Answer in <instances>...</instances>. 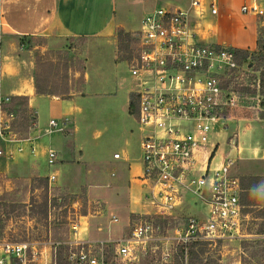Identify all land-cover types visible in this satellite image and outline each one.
I'll return each instance as SVG.
<instances>
[{"label": "built area", "instance_id": "built-area-1", "mask_svg": "<svg viewBox=\"0 0 264 264\" xmlns=\"http://www.w3.org/2000/svg\"><path fill=\"white\" fill-rule=\"evenodd\" d=\"M206 1L190 0L186 9L156 7L144 15L134 33L137 51L131 72L139 88L135 94L140 177L146 187L143 199L152 212L140 214L139 222L116 239H88L76 219L71 220L67 240L0 239V264H141L150 253L158 255L160 264H190L192 243L216 245L253 236L248 231L250 213H245L241 200V180L232 171L233 160L218 156L219 142L212 140L214 134L227 132L236 112L246 106L242 93L228 83L237 70L250 71V67L240 65L238 48L229 42L203 41L196 17ZM208 3L211 13L217 14V0ZM263 4L264 0H250L241 5V11L261 16ZM12 98L0 99V157L11 159L27 151L35 156L40 151L36 141L42 135L65 127L52 118L42 135H22L13 128ZM46 156L47 164L55 167L58 151L48 147ZM120 157V152L114 154ZM48 178L54 181L56 172ZM187 195L203 206L205 216H188L184 227L172 236L155 219L177 218ZM113 219L119 220L116 215ZM179 245H184L185 256L176 263Z\"/></svg>", "mask_w": 264, "mask_h": 264}, {"label": "rangeland", "instance_id": "rangeland-1", "mask_svg": "<svg viewBox=\"0 0 264 264\" xmlns=\"http://www.w3.org/2000/svg\"><path fill=\"white\" fill-rule=\"evenodd\" d=\"M208 1L200 15L196 17V27L203 41L206 43L229 42L237 48L252 51L251 48L257 42L264 15L257 16L242 12L241 2L238 1L233 9L234 23L231 30L228 33L218 32L217 16L211 13ZM189 2L190 0H116V20L124 21L127 24L126 29H129L124 30L131 34L125 41L127 47L120 52L123 59H117V51H115V42L117 49L120 43L118 29L114 35L115 42L113 39H95L87 47L88 42L85 39H69L61 50L57 49L59 47L35 50L37 68L35 74L38 75L39 81L49 80L51 88H56L55 90L72 87L75 91L81 88L87 59V81L83 89L84 94H81L77 100L83 111L75 116L74 125L78 127L75 137L65 135V132H69L68 129L73 127H69V121L68 124L65 123L69 117L60 115L59 110L50 113L48 108L38 104L40 120L46 122L44 132L49 129L51 115L65 127L63 131L55 130L48 135L52 139L51 146L60 149L63 144L64 146L67 143L73 145L74 142L80 144L83 140L85 155L81 162L74 163L69 170L67 168L66 170L63 169L66 165H63L65 160L62 151L60 160L63 159V161H60L58 165L61 176L57 175V178L51 182L48 174L53 172L55 167H51L53 169L50 170L45 161L32 160V158L26 161L24 154L11 159L0 157V239L67 240L71 234L72 219L82 224L81 228L86 227L85 237L100 238L107 236L109 230L116 226L126 224L129 217L126 234L139 222L140 214L152 212L150 204L142 200L139 195V188L143 189V185L132 184L130 187L128 184L118 183V176L111 175L114 169L111 164L102 167L105 182L88 187L80 185L90 165L112 157L116 151L121 153L126 147L125 139L129 137L130 132L133 130L138 133L139 131L136 115L129 111V103L130 96L139 89L133 81L131 63L137 51L134 33L140 29L142 18L156 7L172 6L186 9ZM39 43L43 44V40L41 39ZM262 99V96L246 99V106L236 112L238 123L233 124L227 132L214 134L212 139L215 143L219 142L220 154L233 159L232 171L235 175L264 171V161L259 156L245 159L243 154H238L237 149L234 148L235 144L230 145L231 139L236 136V133L238 134V131L239 144L244 147L246 155L249 148L254 149L255 144L264 143V128L262 136L261 130L255 126L248 132L245 131V123L261 120ZM249 105L254 107H248ZM22 109L24 110L25 106H22ZM228 136H230L229 140ZM135 137L140 139L136 133ZM135 152L137 157H141L138 145ZM78 154L75 155L79 156ZM66 180L73 186H66L64 182ZM133 192L137 196L136 199L140 197L135 204L130 197ZM46 203L47 212H45ZM132 210L139 213L130 215ZM83 214L91 215L85 218L86 216H81ZM92 215L97 216L92 217ZM114 215L118 217V221H114ZM188 216H205L203 206L194 203V197L191 195H187L185 205L177 212V218L168 222L169 228L163 229L161 224L156 222L161 219H155V222L163 231L176 236V231L184 227ZM256 228L257 226L253 225V231ZM243 250L247 251L245 247H242L241 240L220 241L216 245L207 246V251L203 255L204 260L198 264H205V262L206 264H246L247 254ZM62 253L64 256V248ZM149 255L142 257L141 264L150 263L152 256L149 257ZM156 258L158 259V255Z\"/></svg>", "mask_w": 264, "mask_h": 264}, {"label": "crops", "instance_id": "crops-1", "mask_svg": "<svg viewBox=\"0 0 264 264\" xmlns=\"http://www.w3.org/2000/svg\"><path fill=\"white\" fill-rule=\"evenodd\" d=\"M234 1L235 0H217L219 12L215 14V16H217L218 32L226 31L228 33L231 30L234 23L232 16L235 3L240 1L242 5L244 2H248L250 0ZM261 25H264V20L262 24L260 23V26ZM126 26L127 24L124 21L118 22L116 20V0H0V99L4 96L11 95L13 97L12 106H14L15 103L18 102V97H27V102H25L22 106L34 111L36 114V120L29 131L34 135H42L44 133L43 129L46 125V122L40 120L38 104L40 103L42 106L48 108L50 113L59 110L60 115L66 118L69 117V127L73 126L72 129H68L69 132L64 131L65 135L69 134L70 137H75V134L78 131V127L74 125L75 116L83 111L77 100L81 94H84L83 90L79 92H72L67 95L38 94L35 85V71L37 69L34 55L35 50L39 48L44 50L48 47H59L57 49L61 50L69 39H85L88 42L87 47L95 41V39H113L115 42L114 35L117 29H126ZM24 36H26V39H23ZM41 39L43 40V44L39 43ZM38 40L39 42H37ZM217 42L221 43V41ZM115 47V51H117L116 42ZM256 48L257 42L251 49L255 50ZM84 79L86 83L87 59L85 64ZM135 115L137 117V111ZM52 118L53 117L51 115L50 119ZM237 123L238 117L236 114V118L231 121L230 127ZM245 124V131L248 132L255 126L261 130L262 136L264 128L263 118H261L259 122ZM135 133L140 138L139 140L136 139V137L134 138ZM138 133L133 130L130 132L129 137L125 139L126 147L122 149L120 158H114V154L117 152L116 151L112 157L106 158L100 163H93L90 165L86 172V177L80 186H96L105 182L106 178L102 175V167L107 164H111L114 167L111 175L115 177L118 176V183L128 184L130 187L132 184L138 185L140 183L143 185L140 177L142 174V160L141 157H137L135 152L137 145L141 150L140 131H138ZM50 134L42 135L41 138L36 141V144L40 148L37 155H31L28 151L25 153L27 155H23L26 161L32 158V160L35 159L45 161L47 164L46 150L48 147H52V139L48 136ZM229 137L230 136H228V140ZM107 138H109V136ZM80 144L79 142H74L73 145L71 143H67L65 146L63 144V147L60 149H56L57 151L59 150L58 153H60L58 154V162L55 168L53 167L54 169L47 164L50 167V170L53 169L52 171H56L58 177L61 176V171L58 169V165L60 161H63V159L60 160L62 151L65 160L63 165H66L63 169L67 168L69 170L74 163L81 162L85 155L84 148L82 146L83 140ZM231 144H235L234 148L237 149L238 154H243L245 159L246 157L259 156L264 161V143L261 145H258V143L255 144L254 149L249 148L248 154L246 155L244 154V147L239 144L238 131V134L236 133V136L231 139L230 145ZM88 147L91 148L90 145H88ZM77 153L80 155H75ZM217 155L220 157L226 156L225 154H220V150ZM252 175L264 176V171L254 173L244 172L238 176L242 177ZM64 182L68 187L73 186L68 180ZM144 190V185L143 189L139 188V195L142 200ZM130 197L134 204L136 203L135 201L140 199V197L136 199L137 196L134 192L131 193ZM133 213L139 212L132 210L130 215ZM88 215L83 214L81 216H86L85 218H87ZM97 215H92V217ZM128 220L126 224L123 223L122 225L109 230L108 235L105 237L87 238L93 240L119 238L125 234L129 224ZM82 229L83 235H87L86 227L84 226Z\"/></svg>", "mask_w": 264, "mask_h": 264}, {"label": "trees", "instance_id": "trees-1", "mask_svg": "<svg viewBox=\"0 0 264 264\" xmlns=\"http://www.w3.org/2000/svg\"><path fill=\"white\" fill-rule=\"evenodd\" d=\"M130 35L131 34L123 28L118 29L120 43L119 48L117 49V59H123L120 52L127 47L125 41H127V37ZM23 39H26V36H24ZM237 53L240 65L250 67V71L243 69L237 70L229 80L228 86L239 90L245 98L244 102L251 96H262L263 99L261 100L260 105L263 109L261 110L260 117L264 119V25L261 26L259 30L257 48L252 51L249 49L238 48ZM35 75V85L38 94L67 95L72 92L82 91L85 86L84 79L81 88H77L75 91L72 87L64 90H55L56 88H51L49 80L44 79L39 81L38 75ZM27 100V97H18V102L13 106V110H15L16 114L13 121V128L19 133H23L22 135L24 136L28 135L30 128L36 120V114L34 111L27 108L23 110L21 108ZM137 100V94L133 93L130 96L129 103V111L131 114H135L137 111ZM48 179L45 178L46 181H48ZM240 180L243 188L241 200L245 205L244 211L246 214L250 213L248 231L253 235L252 237L247 238L248 240H241L242 247H245L247 250H243L244 253L247 254L246 264H264V176H242L240 177ZM45 212H47V203ZM174 219L176 218H163L161 221L156 222L160 223L164 229L168 227V222H171ZM253 225L257 226L255 231H253ZM208 245V242H195L189 245L188 256L190 264L203 262V255L206 253ZM150 256H152V258L149 264H160L154 253H151L149 257ZM184 256V245H179L175 252L176 263H181V261L184 260Z\"/></svg>", "mask_w": 264, "mask_h": 264}]
</instances>
